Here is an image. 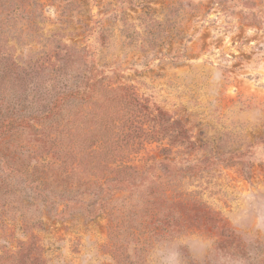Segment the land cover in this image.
<instances>
[{
	"label": "rangeland",
	"instance_id": "1",
	"mask_svg": "<svg viewBox=\"0 0 264 264\" xmlns=\"http://www.w3.org/2000/svg\"><path fill=\"white\" fill-rule=\"evenodd\" d=\"M40 2L41 44L51 50L60 42L85 46L103 67L105 83L133 85L150 106L183 122L198 147L170 146L167 159L247 150L243 159L250 162L249 177L241 174L240 163H218L175 179L177 188L192 192V199L220 214L235 234L238 249L216 243L220 237L195 224L188 229L175 225L150 239V233L138 227L140 212L119 222L122 204L130 203L128 212L136 213L131 209L140 199L136 193L116 192L108 209L92 220L80 213L51 217L28 189H21L23 183L11 177L7 188L12 192L0 199V247L13 250L32 232L42 245L45 264H264V0ZM28 43L19 49L40 47L36 41ZM22 103L28 105L30 96ZM66 107L60 117L77 110ZM43 134L25 129L13 140L24 144L22 156L30 166L56 173L61 185L71 183L77 179L72 175L76 164L67 161L64 169H54L59 141L48 143ZM38 137L41 141L34 145ZM247 142L251 146L246 147ZM163 146H168L166 139L136 155L161 159Z\"/></svg>",
	"mask_w": 264,
	"mask_h": 264
},
{
	"label": "trees",
	"instance_id": "2",
	"mask_svg": "<svg viewBox=\"0 0 264 264\" xmlns=\"http://www.w3.org/2000/svg\"><path fill=\"white\" fill-rule=\"evenodd\" d=\"M42 10L40 0H0V144H5L0 146V199L11 194L7 188L11 177L41 202L45 214L65 219L80 213L92 220L108 209L116 192L136 193L140 199L131 205L136 213L128 212L130 203L122 204L117 210L119 222L140 212L138 227L150 233V239L172 226L188 229L195 224L202 232L220 237L216 243L237 250L235 234L220 214L192 199V192L177 188L175 179L218 163H240L241 174L249 177L250 162L243 159L247 150L215 151L192 160L167 159L170 146L198 147L183 122L157 105L150 106L133 85L105 83L103 67L85 46L60 42L47 49L38 41ZM28 41L40 47L21 51ZM27 96L30 103L24 105ZM68 105L77 110L60 117ZM25 129L44 132L48 143L59 141V160L51 166L62 170L67 161L74 162L72 175L77 179L61 185L56 173L49 175L37 164L26 163L24 144L13 140L17 131ZM163 139L168 146L160 153L165 157H137L147 145ZM36 226H41V220ZM29 234L13 250L0 247V264H45L42 245L35 234Z\"/></svg>",
	"mask_w": 264,
	"mask_h": 264
}]
</instances>
